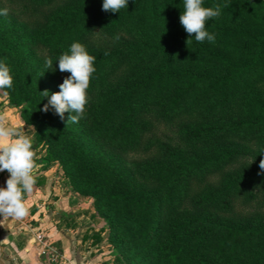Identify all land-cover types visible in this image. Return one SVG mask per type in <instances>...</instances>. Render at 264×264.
Wrapping results in <instances>:
<instances>
[{"label":"trees","instance_id":"1","mask_svg":"<svg viewBox=\"0 0 264 264\" xmlns=\"http://www.w3.org/2000/svg\"><path fill=\"white\" fill-rule=\"evenodd\" d=\"M102 3L0 0V61L13 77L0 90L35 128L42 162L92 198L115 250L107 264H264V0H204L221 6L206 22L215 41L188 45L184 0H129L119 13ZM73 42L96 71L83 118L67 124L69 113L42 111L40 92L70 75L57 61Z\"/></svg>","mask_w":264,"mask_h":264},{"label":"crops","instance_id":"2","mask_svg":"<svg viewBox=\"0 0 264 264\" xmlns=\"http://www.w3.org/2000/svg\"><path fill=\"white\" fill-rule=\"evenodd\" d=\"M0 115L9 126L33 137L36 183L26 194L28 215L0 216V264H107V228L96 214L92 198L71 190L58 176V164L45 165V151L35 148L32 126L18 115L0 92ZM8 177L0 173V186ZM42 236V240L38 236Z\"/></svg>","mask_w":264,"mask_h":264},{"label":"clouds","instance_id":"3","mask_svg":"<svg viewBox=\"0 0 264 264\" xmlns=\"http://www.w3.org/2000/svg\"><path fill=\"white\" fill-rule=\"evenodd\" d=\"M128 3L129 0H103L102 10L119 13L122 8L128 7ZM203 4L204 0H184L179 21L188 34L187 45L193 37L197 42L215 41V35L206 30V22L220 16L221 6L204 7ZM8 12L7 8L0 9V16H7ZM95 59L82 43L73 42L69 51L62 53L57 61L59 71L70 75L64 77L58 92L51 95L47 89L40 92L43 98H48L42 111L47 113L51 108L61 121H64L65 113H69L67 124L79 122L88 103L87 89L96 71ZM45 67L53 68L52 58L45 59ZM12 85L10 67L0 61V89L11 88ZM260 155L264 156V148L260 149ZM35 156L33 137L20 127L9 126L0 115V173H8L3 186H0V216L21 219L28 215L24 201L36 183ZM259 169L258 175H264V158L259 161Z\"/></svg>","mask_w":264,"mask_h":264},{"label":"rangeland","instance_id":"4","mask_svg":"<svg viewBox=\"0 0 264 264\" xmlns=\"http://www.w3.org/2000/svg\"><path fill=\"white\" fill-rule=\"evenodd\" d=\"M33 61L32 62L30 61L31 62L30 63L31 65H33L32 64V63H34ZM39 78H42V79L46 80L47 79L46 73L41 72L39 74ZM46 88L49 91H54V90L57 89V85H56L55 82H53L51 80H47V82H46ZM0 92H1V90H0ZM22 121H24V120H22ZM90 145L96 151V153L98 155H100L106 162L110 163V165L119 164L125 170L132 169V162H131V158L130 157L122 156V155H117L114 152H112L111 150H109L107 147H105V146H103V145H101L99 143H90ZM51 164H57V163L53 162ZM57 174H58V176H60V178H63L64 179L63 171L62 170H59ZM244 208L250 209V206H244ZM104 246L107 247L106 241L104 242ZM114 255H115V250L112 247H108V252H106V254H105L106 259L107 260L109 259V260L112 261L113 258H114Z\"/></svg>","mask_w":264,"mask_h":264},{"label":"built area","instance_id":"5","mask_svg":"<svg viewBox=\"0 0 264 264\" xmlns=\"http://www.w3.org/2000/svg\"><path fill=\"white\" fill-rule=\"evenodd\" d=\"M38 239H39V240H42V236H41V235H39V236H38Z\"/></svg>","mask_w":264,"mask_h":264}]
</instances>
